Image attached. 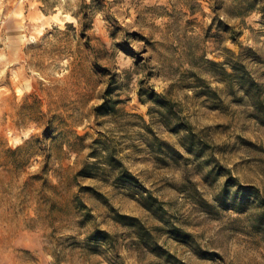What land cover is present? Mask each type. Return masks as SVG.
I'll return each mask as SVG.
<instances>
[{
    "label": "rangeland",
    "instance_id": "obj_1",
    "mask_svg": "<svg viewBox=\"0 0 264 264\" xmlns=\"http://www.w3.org/2000/svg\"><path fill=\"white\" fill-rule=\"evenodd\" d=\"M0 264H264V0H0Z\"/></svg>",
    "mask_w": 264,
    "mask_h": 264
},
{
    "label": "trees",
    "instance_id": "obj_2",
    "mask_svg": "<svg viewBox=\"0 0 264 264\" xmlns=\"http://www.w3.org/2000/svg\"><path fill=\"white\" fill-rule=\"evenodd\" d=\"M186 130H189V128H188V129H186ZM101 236H103V237H107V236H108V234H107V233H105V232H101Z\"/></svg>",
    "mask_w": 264,
    "mask_h": 264
}]
</instances>
